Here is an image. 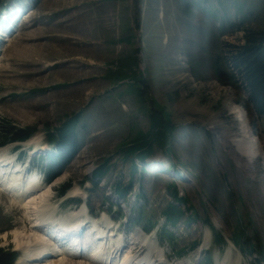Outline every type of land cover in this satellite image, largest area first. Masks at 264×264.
<instances>
[{
  "label": "rangeland",
  "instance_id": "374dc122",
  "mask_svg": "<svg viewBox=\"0 0 264 264\" xmlns=\"http://www.w3.org/2000/svg\"><path fill=\"white\" fill-rule=\"evenodd\" d=\"M0 1L31 9L19 29L10 32L12 38L0 43V122L35 127V137L42 135L40 141L46 143L44 126L54 127L84 111L82 150L52 183L48 201L40 206L57 219L68 217L79 207L65 200L80 188L93 216L104 211L115 221V241L128 244L124 251L135 249L139 254L143 247L133 245L135 236L144 226L162 227V212L173 201L176 186L198 219L169 227L175 232L172 247L156 233L151 239L144 235L150 240L139 260L151 246H158V255L148 259L151 264L158 259L164 264H205L207 255L215 264L223 262L231 248L215 244L213 235L201 257L194 245L209 229L204 224L208 218L225 239L231 240L240 229L264 244V116L254 114L227 64L230 46L242 44L245 30L264 29V0ZM4 7L0 4V10ZM233 23L240 31H226ZM152 100L173 124L174 157L158 148L144 164L142 187L147 199L139 201L145 207L139 210L135 193L122 204L112 189L118 178L129 179L128 164L120 161L117 151L149 128ZM235 109L261 141L262 157L249 160L231 143L241 128ZM12 146H7L9 153L16 150ZM31 154L21 159L24 171L40 164L41 158L32 161ZM107 157L110 172L101 187L89 188L87 178ZM33 173L45 176L42 171ZM137 179L132 192L137 191ZM66 182L72 188L60 198L59 187ZM47 186L40 194L50 190ZM109 195L111 202L123 207L119 217L110 210ZM22 210L9 195L0 194V246L8 250L15 249L16 230L36 235L25 225ZM181 252L186 253L179 256ZM231 253L227 264H259L256 255L244 254L238 246Z\"/></svg>",
  "mask_w": 264,
  "mask_h": 264
},
{
  "label": "trees",
  "instance_id": "16d2710c",
  "mask_svg": "<svg viewBox=\"0 0 264 264\" xmlns=\"http://www.w3.org/2000/svg\"><path fill=\"white\" fill-rule=\"evenodd\" d=\"M241 28L237 24L231 26V32H238ZM227 54V64L232 72V78L247 95V102L251 106L256 116H264V29L263 30H245L242 37V44L230 46ZM141 84L146 86V81L142 80ZM142 90L138 91V96L142 97ZM155 108H150L149 128L146 131H140L128 144L121 147L119 153L122 162L130 164L129 185H124L118 180L115 184V191L120 196H125L128 189L132 187V181L137 173L136 160L144 161L146 158L155 154L159 148L169 157H174L172 147V131L174 130L170 117L164 112L163 108L156 107L155 101L152 100ZM79 123L78 115L61 122L59 126L51 127L49 125L48 139L56 144L60 150V159H69L70 155L74 156L78 151L80 138L77 134V125ZM35 127L21 128L5 120L0 122V144L4 145L15 141H25L35 133ZM106 160V159H105ZM104 160V161H105ZM108 166L102 164L94 176H103L108 170ZM70 184L62 187L60 193H64ZM172 196L174 201L169 202L163 215L166 216V225L175 226L179 222L188 223L198 218L193 213L188 214L189 207L181 206L186 204L187 199H176L177 190L173 187ZM139 197L145 198L142 193ZM180 203V204H179ZM208 221V220H207ZM209 222V221H208ZM234 233L233 240L240 243L245 251L258 253L264 260V244L259 239L244 240L243 231L240 229ZM168 229L164 232V238L174 237ZM221 234L216 233V243H223ZM15 254L4 251L0 248V264H14Z\"/></svg>",
  "mask_w": 264,
  "mask_h": 264
},
{
  "label": "bare ground",
  "instance_id": "6f19581e",
  "mask_svg": "<svg viewBox=\"0 0 264 264\" xmlns=\"http://www.w3.org/2000/svg\"><path fill=\"white\" fill-rule=\"evenodd\" d=\"M238 113L240 112L237 109L233 112V114H237L240 118L242 126L240 128L239 136L232 139L231 143L234 147H236V150L242 156L248 158L249 160L262 157L263 152L261 148V141H259L254 134H251L248 127L245 125L244 122L246 117L244 116L245 120L243 121V115ZM8 148H0V189L11 192L14 198L13 203L23 209L26 216L25 218L33 220L35 227L42 225L39 221L43 218L46 219V217H48L51 213H48L47 208L45 209L43 206H40L46 198V201H48L49 197L46 196L48 190L41 194H39V190H33L38 189L34 187L37 185V179H32L28 186L24 187V176H22L21 171L18 170L17 167L14 170L11 169V162L9 161V158L6 157ZM10 171L12 172L9 174L8 172ZM70 213L69 217L63 216L59 219L61 224L68 223V218H73L81 214L82 210L77 213ZM56 226L57 225H55V223H52V225L46 227V229L52 235L51 237L58 242H53L49 236H43L41 229L39 228L32 229L33 233H36L33 237H29V234L28 236H24V234L22 235V233L17 230L14 232L13 235L17 246L21 247L23 253V258L20 260L19 264H100L99 261H102L103 264H151L149 260L152 256L151 253H154L153 250L151 251L150 249L146 256H143L144 262L140 261L135 263L133 260L136 261L138 259V255H135L137 254L134 251L135 249L124 251L126 245L124 244V241L118 240L117 247L115 249L106 246V238L104 236L106 231L102 232L101 238L97 237L95 239L93 246H90V250H88L89 253L87 255L90 258L89 259L86 255L81 254L83 250L82 248L85 247V241H82L83 238H78V236L74 237L69 233L61 232V229H58ZM40 228H42V226H40ZM68 239H71V241L75 242V244L77 243V245H71L72 242H66L69 241ZM143 242L149 244V239L147 237L142 238L139 235H136L133 245H141ZM29 244L31 247L27 246ZM120 248L123 249L121 250ZM139 251H142V249L140 248ZM70 253L73 256L69 255Z\"/></svg>",
  "mask_w": 264,
  "mask_h": 264
}]
</instances>
